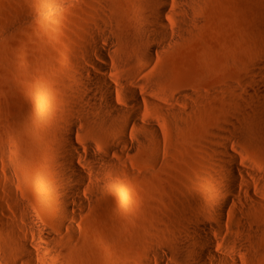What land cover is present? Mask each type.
I'll return each mask as SVG.
<instances>
[{"label":"rangeland","instance_id":"1","mask_svg":"<svg viewBox=\"0 0 264 264\" xmlns=\"http://www.w3.org/2000/svg\"><path fill=\"white\" fill-rule=\"evenodd\" d=\"M131 1L0 0V264H27L21 241L45 246L32 239L27 223L48 239L42 254L51 264H156L163 248V264H189L175 256V244L195 221L216 218L212 206L226 197L217 190L223 144L241 168L235 195L241 200L226 206L223 232L211 234L219 249L226 241L245 246L222 247L240 264H264V102L246 94L254 96L259 82L252 70L264 52V0L190 6L194 21L184 41L146 73L154 96L185 93L182 106L154 102L180 107L176 122L155 109L160 133L120 152L108 174H92L86 207L74 208L71 227L63 219L56 160L68 144L71 108H79L78 68L85 66L91 23L104 3L127 29ZM97 124L76 120L71 133L79 153L87 151L84 143L101 154L115 142Z\"/></svg>","mask_w":264,"mask_h":264},{"label":"bare ground","instance_id":"2","mask_svg":"<svg viewBox=\"0 0 264 264\" xmlns=\"http://www.w3.org/2000/svg\"><path fill=\"white\" fill-rule=\"evenodd\" d=\"M196 1L132 0L129 6L135 7V10L131 13V24L127 29L118 27L116 15L107 11L106 4L100 5L99 18L92 21L87 37L89 49L83 54L85 66L80 65L78 68V87L81 91L79 108H71L75 117L69 118L71 129L65 133L68 144L56 160L57 204L63 219L70 223V227L75 219L74 208L77 206V209L83 210L87 205L83 194L93 185L92 174L96 178L108 174L112 171L114 162L122 159L120 152L126 154L135 146V142H147L148 134L160 133L157 122L160 117L155 109L173 116L171 119L176 122L175 115L181 113L180 107H156L154 102L156 100L164 105L165 100H169L180 106L185 93L172 95L171 98L154 96V79L147 77L146 73L155 58L184 41L189 23L194 21L190 6ZM252 73L259 80L255 83L256 94L252 96L249 90L246 94L254 102L259 97L264 102V52L258 58ZM244 112L247 114L248 110ZM78 119L83 122L90 119L98 121V128L113 134L115 142L104 147L101 154L91 152L89 145L84 143L83 148L88 152L79 153V146L71 133L76 128ZM260 129L264 136V125ZM222 150L225 160L220 165L222 183L217 190L225 192L226 197L216 198L212 206L216 218L213 221H195L179 234V244H175V256L181 259L187 257L189 264H240L235 255L225 252L222 247L232 246V251L246 250L241 242L237 244L229 241L221 242L219 249L216 247L215 235L211 234L213 230L217 233L223 232L226 206L231 204L233 207L238 199L241 200L235 196L238 191L236 173L241 170L237 157L229 153L224 144ZM87 174L92 178L87 177ZM245 185L248 187L247 181ZM27 225L32 239L42 241L45 246L37 243L31 246L21 241L19 246L25 252L26 263L51 264L48 255L42 254V250L49 247L48 239L43 241L36 237L35 228L29 223ZM166 253L165 248L158 252L154 257L155 263L163 264ZM146 264L151 263L147 261Z\"/></svg>","mask_w":264,"mask_h":264}]
</instances>
